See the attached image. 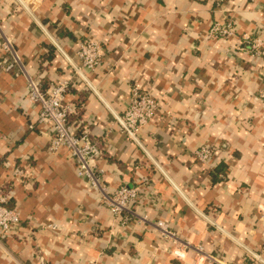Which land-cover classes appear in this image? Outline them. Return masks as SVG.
<instances>
[{"label":"crops","instance_id":"crops-1","mask_svg":"<svg viewBox=\"0 0 264 264\" xmlns=\"http://www.w3.org/2000/svg\"><path fill=\"white\" fill-rule=\"evenodd\" d=\"M215 22L234 34L209 38ZM0 26L45 87L73 83L71 120L99 142L94 164L108 190L143 177L153 187L137 206L149 221L113 217L69 150L51 151L52 124L25 99L20 69L0 68V190L21 217L0 238V264H210L197 246L264 264V54L243 40H264V0H0ZM86 36L106 51L94 70L80 69ZM1 43L0 34V58ZM134 84L161 101L138 141L118 123ZM202 144L215 161L193 156ZM158 219L179 245L157 232Z\"/></svg>","mask_w":264,"mask_h":264},{"label":"built area","instance_id":"built-area-1","mask_svg":"<svg viewBox=\"0 0 264 264\" xmlns=\"http://www.w3.org/2000/svg\"><path fill=\"white\" fill-rule=\"evenodd\" d=\"M231 22H215L209 28L208 37L211 39L227 38L234 34ZM2 35L1 47L3 56L0 58V68L5 71H14L19 68L27 80V95L25 99L39 107L38 121L50 122L52 124L50 149L56 151L60 147H66L77 165V173L87 180L91 187L96 188L101 194V203L121 223L126 224L133 219L142 222L149 221L147 213H141L137 206L141 203L148 191H153L149 178L143 177L135 184H122L113 191H109L103 181V176L95 169V160L102 155V148L87 127H81L80 123L72 121L70 117L77 113L78 105L66 100L67 93L73 87L70 80H61L55 84L45 87L42 81L31 75L24 63L21 61L15 48L13 39ZM243 40L247 42L253 54H264V40L259 35L244 34ZM103 42L86 36L78 42L77 54L81 60L80 69L94 70L103 64L105 57ZM258 99L264 108V87L258 91ZM161 109V101L148 91H142L139 84L131 88V98L125 111L118 115V123L121 132L125 133L131 140L140 139L141 130L147 126L153 116ZM264 117V109H263ZM34 127V125H30ZM217 151L209 144H202L193 151V156L202 163H209L215 159ZM215 161V160H214ZM211 169L216 166L210 165ZM10 192V191H9ZM0 190V238H7L13 234L15 228L20 224V212L9 206L10 193ZM264 216V215H263ZM155 228L163 238L172 239L176 245L181 243L177 231L170 224L158 219L154 222ZM51 227H55L52 225ZM183 246L193 248L189 241H182ZM199 254L205 257L210 264H235L227 261L224 257L212 252H204L201 246H197ZM260 256L250 263L256 264Z\"/></svg>","mask_w":264,"mask_h":264},{"label":"trees","instance_id":"trees-1","mask_svg":"<svg viewBox=\"0 0 264 264\" xmlns=\"http://www.w3.org/2000/svg\"><path fill=\"white\" fill-rule=\"evenodd\" d=\"M77 113H78V111H77ZM77 113H76V114H77ZM70 119H71V117H70Z\"/></svg>","mask_w":264,"mask_h":264}]
</instances>
